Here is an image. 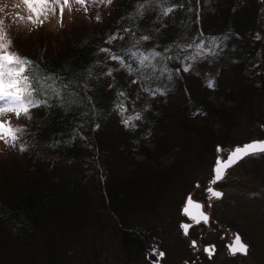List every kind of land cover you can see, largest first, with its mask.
<instances>
[{"label": "trees", "instance_id": "16d2710c", "mask_svg": "<svg viewBox=\"0 0 264 264\" xmlns=\"http://www.w3.org/2000/svg\"><path fill=\"white\" fill-rule=\"evenodd\" d=\"M111 3L110 10L102 15L105 22L102 19L96 21L97 25L85 35L51 48L48 52L44 53L43 50L40 55L23 56L42 71L58 77L69 88L63 99L54 98L46 106L38 107L37 116L31 119L28 126L24 153L35 164L44 162V172L30 174L27 179H23L24 183L16 189L17 194H11V191L0 194V257L3 258V261L0 258V264H15L20 257L21 247L27 246L30 240L41 239L42 234L47 236L48 219L58 203L59 182L58 176L53 175V166L59 162L67 164L66 193L69 200L73 201V206L80 199L81 189L89 179L90 172L100 170L98 167L101 166L107 169L106 155L112 148L103 151V142L99 143L95 135L113 118H117L116 105L124 98L118 93L132 95L133 110L141 113L142 118L135 127H121L130 138L131 147L128 151H137L139 154H143L144 151L140 149L145 148V143L151 138L149 135L153 133L152 129L164 122L162 120L169 114L167 102L184 87L187 91L185 89L182 93L187 94L190 112L183 120L190 122L191 131L202 142H215L218 141L216 137H223V129L232 121L227 120L232 119L230 111L237 98L250 96L254 99V94L264 97V62H261L259 69H256L258 64L255 63L258 58L255 30L260 28L257 26V14H260L262 1L222 0L217 7L207 8L206 0H170L164 7L172 4L177 7L167 16L155 3L148 5L143 14L138 15L137 6L144 0H112ZM126 28L132 31L125 33L123 30ZM113 34L124 39L106 43ZM142 36H149L150 39L140 42L139 51L145 55L158 52L162 61L168 56L179 55L183 59L194 54V49L179 52L175 47L178 44H195L202 38L207 44L208 38L215 37L216 45L213 46V54L207 55L202 61L184 60L185 64L192 65L187 72L183 71L181 60L163 61L173 72L170 79L167 73L161 74L159 70L153 72L150 67L144 68L136 61H132L130 71L118 61L110 60L109 53L100 51L101 48H108L112 53L125 55L136 50L132 45ZM109 68L112 69L111 75L107 74ZM177 68L181 69L178 73L175 72ZM224 76L229 77L232 83H226ZM134 80L137 82L133 83ZM209 80L214 82V87L208 86ZM145 88L149 91H145ZM156 88H160L163 94L152 95L151 90ZM220 88L226 92L217 93ZM192 91L196 95L192 96ZM140 92L142 97L139 96ZM155 101L157 104L154 106L152 103ZM143 122L145 125L139 126ZM125 129H128L127 132ZM209 129L212 134L210 139ZM213 130L221 132L214 136ZM154 131L158 133L155 128ZM254 137L264 138L258 134ZM101 150L105 160L99 158ZM263 155L257 153L256 157ZM31 167L28 164L24 169L29 171ZM106 175L109 176V171ZM116 182L106 181L103 190H109V206L119 212L124 208L130 185L125 183V179L124 184ZM69 211L71 220L77 219V208L70 206ZM144 235L143 230L126 228L120 237L125 244L136 242L137 246Z\"/></svg>", "mask_w": 264, "mask_h": 264}, {"label": "rangeland", "instance_id": "374dc122", "mask_svg": "<svg viewBox=\"0 0 264 264\" xmlns=\"http://www.w3.org/2000/svg\"><path fill=\"white\" fill-rule=\"evenodd\" d=\"M206 1L207 8H213L222 0ZM260 1L262 6L260 14H257V26L260 28L255 30V37H259L256 41V69L264 62V0ZM17 4L20 5L19 8L15 7ZM111 4L97 0L89 5L86 14L79 5L73 3V10L66 9L64 12L62 27L58 23L59 12L49 16L42 26L34 27L26 19L16 18V13L25 17L28 14L22 0H0V9H3L0 11V19L4 21L5 29L13 41L11 51L18 52L21 56L40 55L43 50L44 53L48 52L51 48L85 35L97 25V14L101 16L100 20H103V12L107 13ZM211 13L213 14L212 11ZM206 58L207 56L196 60L202 61ZM225 79L226 83H232L229 77ZM221 85L226 87L223 82ZM182 89L185 91L186 88ZM182 91L179 90L167 102L169 114L162 120L164 122L154 127L158 133L153 128V133L149 135L151 138H146L148 140L145 148L140 149L144 151L143 154L128 151L131 147L130 138L121 130L124 125L121 121L137 113L133 110L132 95H124L122 102L128 111L121 115L118 109L117 118H113L95 135L99 143L103 142V151L109 149L108 147L112 148L106 155L107 169L101 166L98 167L100 170L90 172L91 175L84 183L81 197L75 202V206L66 193L67 164L59 162L53 166V175L58 176L59 182L58 203L53 215L48 219L49 235L45 231L47 236L42 234L41 239L27 241L29 244L21 247L20 257L15 264H151V259H156L152 253L153 248L165 254L160 261L176 264L179 257L187 253L184 245L175 243L180 240L178 221L186 195L192 193L194 198L201 197L205 205L206 202L212 203L214 198L207 197L205 189L212 177V167L217 156L225 158L236 144L254 139L257 134L264 136V97L260 98L252 93L254 99L250 96L237 98L230 111L232 119L227 120L232 121L223 129V137H216L219 142H202L198 135L191 131L190 122L183 120L188 116L190 108L187 94ZM218 92L222 94L226 91L221 89ZM192 93V96L196 95L195 92ZM142 95L140 92L139 96ZM152 104L155 106L157 101ZM38 112V108L32 109L31 119L37 116ZM2 118H10L14 126H26L15 147L0 141V194L7 191L17 194L16 189L24 183L23 179H27L30 174H41L46 164L42 161L35 164L26 152L19 150V145L25 144L29 134L28 126L33 119L22 117L17 121L12 114H6ZM137 122L138 120L133 121L135 125ZM142 125L144 126L145 122L139 126ZM127 130L125 129L126 132ZM210 130L209 139L212 135ZM220 132L215 131L214 136H218ZM118 145H121V148H118ZM217 146H221L223 151L218 153ZM102 150L99 158L105 160ZM28 164L33 166L29 171L24 169ZM124 179L125 183L130 185L129 194L123 204L124 208L115 212L108 203L109 190H103V185L108 180H117L124 184ZM198 183L200 186L197 188ZM214 187L223 193L217 200L218 219L222 222H217L218 225H222L226 237L228 227L238 229L250 244L248 254L238 259L234 257L232 262L223 255L225 249L219 250L215 263L264 264V155L256 157L254 154L243 158L228 169L224 179ZM70 206L77 208L78 212L77 219L73 221L70 217ZM126 228L143 230L145 235L139 239L137 246L136 242L125 244L120 237L122 230ZM16 234L18 236V232Z\"/></svg>", "mask_w": 264, "mask_h": 264}, {"label": "snow or ice", "instance_id": "6c2138e0", "mask_svg": "<svg viewBox=\"0 0 264 264\" xmlns=\"http://www.w3.org/2000/svg\"><path fill=\"white\" fill-rule=\"evenodd\" d=\"M97 0H22V4L27 10V16H22L20 13H16V18L19 20L26 19L28 23H31L34 27L42 26L49 18V16L56 15L59 12L58 23L63 26V16L67 9L72 11V4L75 3L80 6L87 14L89 11V5L96 3ZM100 3H111L112 0H99ZM199 2V0H197ZM159 4L163 15H169L177 5L172 4L171 6L164 7L168 5L170 0H144L137 6V14L142 15L145 8L150 4ZM15 7L19 8L20 5L17 4ZM3 11V9H0ZM97 22L100 21V15L96 16ZM125 33L131 32V29H124ZM135 35V33H132ZM259 39V37H257ZM120 39L123 40L124 37L118 34L111 35L106 43H112L113 41ZM150 39L149 36H142L139 40H136L132 45L135 51H129L125 55H119L112 53L108 48H101L100 51L103 53H109V59L113 61H118L122 66L128 67L132 70V61H136L140 66L144 68L150 67L153 72L159 70L161 74L167 73L169 79L173 75L172 70L168 69L167 64L163 61L177 59L181 60L183 71L187 72L191 69V63L185 64L183 61H195L198 58L205 57L207 55L213 54V46L216 45V38L210 37L207 40V44L202 38L200 42L195 44L187 45H175L179 52L183 53L187 49H194V54L190 56H185L183 59L179 55L164 57L161 60V54L158 52H151L145 55L143 52L139 51L138 46L142 40ZM13 41L11 40L8 31L5 29L4 21L0 19V141L4 142L6 145L15 147L17 142L21 138V134L25 130V125L14 126L12 120L3 119L6 114H12L19 121L22 117L31 119L30 112L34 108L41 107L42 105H47L51 99H63L67 89L68 84L62 83L58 77L53 76L50 73L42 71L38 65L33 61L29 60L27 57L21 56L18 52L11 51ZM138 57V61L136 58ZM155 61V63H153ZM140 69L138 68L137 71ZM181 69L177 68L175 70L178 73ZM108 75L112 74V69H108ZM137 81H133L136 83ZM208 86L214 87V82L212 80L208 81ZM145 91H149L145 88ZM152 95L163 94L160 88L151 90ZM125 93L120 92L118 96H124ZM119 109L121 115H123L128 109L124 106L123 102L116 105ZM141 113L137 112L135 115L128 116L121 122L125 127H135L133 123L134 120L141 119ZM20 151L26 150V145L21 143L19 145ZM221 146H217V152H222ZM256 153H264V140H254L250 141L242 146H236L227 153L226 158L218 155L215 164L212 169V177L209 180V185L205 189L209 194V198L219 199L223 193L216 190L214 185L222 181L226 175L228 169L233 167L243 158L254 155ZM199 187V185H197ZM211 205H209L210 207ZM203 205L194 202L191 194L186 198L185 206L182 208V214L187 216L193 224H208L210 217L202 209ZM193 224L182 222L181 227L185 233L188 235L189 229L193 227ZM193 247H197V242L192 241ZM229 252L232 255L237 253L247 254L248 245L243 242L239 233L234 235V239L230 244L227 245ZM204 251L211 255L215 251V245L206 246ZM153 255L156 257L153 264H159V261L165 255L163 252H158L157 249H152Z\"/></svg>", "mask_w": 264, "mask_h": 264}, {"label": "flooded vegetation", "instance_id": "af4514ba", "mask_svg": "<svg viewBox=\"0 0 264 264\" xmlns=\"http://www.w3.org/2000/svg\"><path fill=\"white\" fill-rule=\"evenodd\" d=\"M212 169H213V167H212ZM197 185H199V183L196 184V186ZM215 189L218 190L216 187H215ZM218 191H220L222 193L221 190H218ZM205 192H206V190H205ZM189 194H191V196H192V193H189ZM189 194L186 195V198L189 196ZM206 196L209 197V194L207 192H206ZM186 198H185V201H186ZM192 198H193L194 202H198L204 206L202 210L206 214L209 215L210 220H209L208 224H204L203 222H201L198 225L193 224V222L187 216L182 214V208L185 206V201H184V203L181 207V210H180V219L178 221V229L180 230V233H178V238L180 240L175 242V243H179V244L184 245V250L187 251V253L181 255L176 264H205V263L220 264V263H215V259L220 252L219 250H221V249L222 250L225 249L224 250L225 252H223L224 253L223 255L226 258H229L230 262L234 261L233 260L234 257H236V259H238L240 257H245L248 254L250 244L245 239L243 234L238 229L231 228V226H230V227H228V230H227L228 237H226V232L223 231L222 225L219 226L217 223V222H220V224H222L221 220L218 219L219 215L217 214L218 213L217 210H219L218 205H217V203H218L217 200H219L220 198L219 199L214 198L212 203L205 201L207 203L206 205L204 204V201H202L200 199L201 197L200 198L192 197ZM207 205H211L210 208L207 207ZM182 222L193 224V227H191L189 229L188 235H185V233L181 227ZM236 233H239L243 242H245L248 245V251H247L246 255L241 254V253H237L235 255H232L229 252L227 245L232 242V240L234 239V235ZM193 240H195L197 242V247H193V245H192ZM212 245H215V251L213 252V254L210 257L209 254L204 251V249L206 246H212ZM153 261H155V260L151 259V264H153ZM230 262H227V263H230ZM159 264H170V263H169V261L167 263L164 260V261H159Z\"/></svg>", "mask_w": 264, "mask_h": 264}, {"label": "water", "instance_id": "95a60500", "mask_svg": "<svg viewBox=\"0 0 264 264\" xmlns=\"http://www.w3.org/2000/svg\"><path fill=\"white\" fill-rule=\"evenodd\" d=\"M255 140H264V139H255ZM250 141H254V140H250ZM250 141H248V142H250ZM248 142H245V143H243L242 145H244V144H246V143H248ZM242 145H240V146H242Z\"/></svg>", "mask_w": 264, "mask_h": 264}]
</instances>
